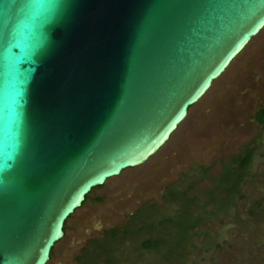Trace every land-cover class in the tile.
<instances>
[{
    "label": "water",
    "instance_id": "water-1",
    "mask_svg": "<svg viewBox=\"0 0 264 264\" xmlns=\"http://www.w3.org/2000/svg\"><path fill=\"white\" fill-rule=\"evenodd\" d=\"M263 27L264 0H0V264H46Z\"/></svg>",
    "mask_w": 264,
    "mask_h": 264
},
{
    "label": "rangeland",
    "instance_id": "rangeland-1",
    "mask_svg": "<svg viewBox=\"0 0 264 264\" xmlns=\"http://www.w3.org/2000/svg\"><path fill=\"white\" fill-rule=\"evenodd\" d=\"M263 106L264 27L154 155L91 190L67 219L46 264H264V124L253 119ZM246 151L250 157L243 181L225 210L215 212V205L208 204L202 221L170 255L163 247H142L149 239L176 244L175 227L168 222L176 221L180 208L164 198L167 189L194 196L189 213L195 216L213 180ZM145 210L146 228L139 230V220H130L145 216ZM111 228L117 232L114 239L107 234Z\"/></svg>",
    "mask_w": 264,
    "mask_h": 264
},
{
    "label": "trees",
    "instance_id": "trees-1",
    "mask_svg": "<svg viewBox=\"0 0 264 264\" xmlns=\"http://www.w3.org/2000/svg\"><path fill=\"white\" fill-rule=\"evenodd\" d=\"M253 119L254 121L259 124L262 125L264 124V106L260 107L253 115ZM249 151H246V153L242 156H238L232 159V163L231 166L228 167H224L220 174L213 180L214 183V187L213 189H211L208 194L207 197L204 201H201L199 203V210L197 211V215L192 216L189 212L191 211L189 209V207L193 204H195L196 199L194 196L191 197H186L185 192H180V191H176L173 189H167L164 192V198L167 199V202H172L175 203L179 206L180 208V212L177 215V219L179 220V222L176 221H164L161 222V224H165L166 222L168 223H173V226L175 227V234H174V238H175V242L176 244L174 246H168L167 243L165 242L166 239L162 240H146L142 243V247L145 249H153V250H157L160 249V247H163L164 250H167V253L165 256L170 255V253L172 252L173 247H179V245L181 244L182 240L185 239L186 237V233L189 229H194L195 226H197L201 221H202V210L208 205V204H214L215 205V212H220V210L224 209L225 210V205L227 203H231L234 201V199L236 198L237 194H238V189L243 181V174L247 168V163L249 161ZM92 190V189H91ZM90 190V192H91ZM89 192V193H90ZM223 192L225 193V197L220 198L219 194ZM89 193L84 197V200L81 204V206L84 204V202H86L88 200V196ZM223 201H226L225 204H223ZM149 209V208H148ZM142 211V210H140ZM144 211V210H143ZM146 212V210H145ZM148 211L146 212V215H141L138 218L134 217L131 218L130 222L132 223L133 219H138L141 226L138 227L139 230H144L146 228V221L149 217L148 215ZM69 218V217H68ZM67 218V219H68ZM67 219L64 221L63 224V232H65V224ZM128 233V231H123V235H126ZM107 234L110 236V239H114L117 235V232L114 228H111L108 230ZM64 236V235H63ZM99 247V246H98ZM167 247H170L167 248ZM100 248V247H99ZM51 251L49 253V259L51 258ZM92 254H94V252H92ZM164 256V257H165ZM91 257V255H90Z\"/></svg>",
    "mask_w": 264,
    "mask_h": 264
}]
</instances>
